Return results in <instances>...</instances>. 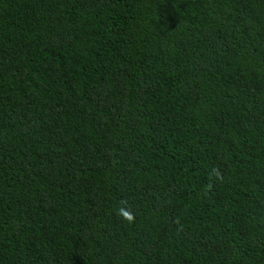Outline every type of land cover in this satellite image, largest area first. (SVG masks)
Here are the masks:
<instances>
[{
  "label": "trees",
  "instance_id": "1",
  "mask_svg": "<svg viewBox=\"0 0 264 264\" xmlns=\"http://www.w3.org/2000/svg\"><path fill=\"white\" fill-rule=\"evenodd\" d=\"M0 264H264V0H0Z\"/></svg>",
  "mask_w": 264,
  "mask_h": 264
},
{
  "label": "clouds",
  "instance_id": "2",
  "mask_svg": "<svg viewBox=\"0 0 264 264\" xmlns=\"http://www.w3.org/2000/svg\"><path fill=\"white\" fill-rule=\"evenodd\" d=\"M209 177H210V179H214V180H216V181H220V180H222L223 179V173L221 172V170L219 169V168H217V167H212L211 169H210V171H209ZM211 187H212V184L211 183H209L208 185H207V188L210 190L211 189ZM126 201H121V208H119L118 209V214L122 217V218H124V219H126L127 221H129V222H132V221H134V219H135V214L132 212V211H130V210H128L124 205H126Z\"/></svg>",
  "mask_w": 264,
  "mask_h": 264
}]
</instances>
